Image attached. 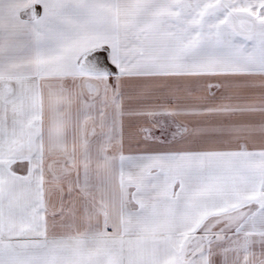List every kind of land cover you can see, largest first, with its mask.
<instances>
[{"label": "snow or ice", "instance_id": "snow-or-ice-1", "mask_svg": "<svg viewBox=\"0 0 264 264\" xmlns=\"http://www.w3.org/2000/svg\"><path fill=\"white\" fill-rule=\"evenodd\" d=\"M0 264H264V0H0Z\"/></svg>", "mask_w": 264, "mask_h": 264}, {"label": "rangeland", "instance_id": "rangeland-1", "mask_svg": "<svg viewBox=\"0 0 264 264\" xmlns=\"http://www.w3.org/2000/svg\"><path fill=\"white\" fill-rule=\"evenodd\" d=\"M159 135V133H157Z\"/></svg>", "mask_w": 264, "mask_h": 264}, {"label": "crops", "instance_id": "crops-1", "mask_svg": "<svg viewBox=\"0 0 264 264\" xmlns=\"http://www.w3.org/2000/svg\"><path fill=\"white\" fill-rule=\"evenodd\" d=\"M158 135V134H157Z\"/></svg>", "mask_w": 264, "mask_h": 264}]
</instances>
